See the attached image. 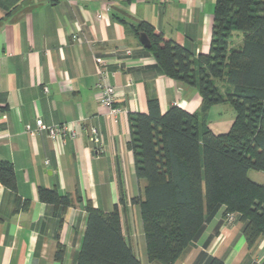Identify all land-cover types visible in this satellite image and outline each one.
I'll return each instance as SVG.
<instances>
[{"label": "crops", "instance_id": "1", "mask_svg": "<svg viewBox=\"0 0 264 264\" xmlns=\"http://www.w3.org/2000/svg\"><path fill=\"white\" fill-rule=\"evenodd\" d=\"M215 1L0 0V161L12 166L16 182L15 192L0 184V264H76L86 202L109 212L120 195L122 232L135 254H145L139 209L130 202L142 197L145 182L134 176L128 117L145 113L149 98L159 101L162 113L171 106L198 112L201 99L195 86L159 70L132 29L145 22L196 59L210 50ZM76 30L78 40L72 41ZM97 60L106 62L118 94L115 123L98 104ZM223 105L207 112L209 128L213 112L221 123L217 109ZM37 119L48 126L70 124L76 137L51 140L45 131L24 132ZM92 129L101 145L89 139ZM40 188L56 190L70 206L41 202ZM223 211L175 264H208L211 258L264 264V238L248 247L243 224ZM140 261L158 264L146 255Z\"/></svg>", "mask_w": 264, "mask_h": 264}, {"label": "trees", "instance_id": "2", "mask_svg": "<svg viewBox=\"0 0 264 264\" xmlns=\"http://www.w3.org/2000/svg\"><path fill=\"white\" fill-rule=\"evenodd\" d=\"M132 30L146 34L159 70L195 86L201 99L198 112L171 106L162 113L149 98L145 113L128 117L134 176L145 182L142 197L130 202L139 209L147 262L175 264L222 206L224 216L243 224L252 247L264 238V184L247 178L249 170L264 172V0H216L209 53L196 59L145 22ZM223 103L234 119L226 133L215 134L207 112ZM0 184L16 191L13 168L3 161ZM38 197L56 209L71 204L54 189L40 188ZM124 207L122 195L109 212L86 202L76 264H143L122 232Z\"/></svg>", "mask_w": 264, "mask_h": 264}, {"label": "built area", "instance_id": "3", "mask_svg": "<svg viewBox=\"0 0 264 264\" xmlns=\"http://www.w3.org/2000/svg\"><path fill=\"white\" fill-rule=\"evenodd\" d=\"M97 18L99 19L100 15H97ZM78 31L79 30H76V32L72 34V41L78 40ZM128 53L129 51H126V54ZM97 73L98 80L95 87L97 92L98 104L108 111V114L112 117L113 122L115 123L117 115L121 112V110L115 105L118 94L116 88L109 83L108 74L106 71V62H104L103 60H97ZM43 91L47 92V88H43ZM39 131H45L51 140H55L63 136H69L70 138L76 137V133L72 125L70 124L48 126L45 125L41 119H37L35 121V128H32L30 125L24 126V132L28 133L31 136ZM89 139L92 142L101 145V137L96 130H91ZM45 163L47 164L48 162L46 161ZM226 217L229 220L232 219V215H227Z\"/></svg>", "mask_w": 264, "mask_h": 264}, {"label": "rangeland", "instance_id": "4", "mask_svg": "<svg viewBox=\"0 0 264 264\" xmlns=\"http://www.w3.org/2000/svg\"><path fill=\"white\" fill-rule=\"evenodd\" d=\"M221 85V83H220ZM222 86V85H221ZM218 112H221V123L217 121V116H215L214 114L216 112H213L212 115L210 116V119H211V126H210V129L215 133V134H222V133H226L232 122H233V119H234V112L233 110L231 109V107L229 106V104L227 103H224L223 106H221L219 109ZM221 110V111H220ZM217 121V122H216ZM247 178L249 180H251L252 182L254 183H257V184H264V172H259V171H255V170H249L248 173H247ZM137 255V254H136ZM137 258L140 260L142 259V261L145 263V254L142 255V256H138L137 255Z\"/></svg>", "mask_w": 264, "mask_h": 264}, {"label": "water", "instance_id": "5", "mask_svg": "<svg viewBox=\"0 0 264 264\" xmlns=\"http://www.w3.org/2000/svg\"><path fill=\"white\" fill-rule=\"evenodd\" d=\"M138 38H139V42L144 48L148 49L150 47V40L148 39L145 33L140 32L138 34Z\"/></svg>", "mask_w": 264, "mask_h": 264}]
</instances>
